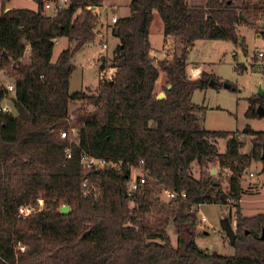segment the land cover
<instances>
[{"label": "trees", "instance_id": "16d2710c", "mask_svg": "<svg viewBox=\"0 0 264 264\" xmlns=\"http://www.w3.org/2000/svg\"><path fill=\"white\" fill-rule=\"evenodd\" d=\"M9 1L0 0V69L12 71L15 97L13 112L0 109V264H264V212L244 216L239 202V177L252 159L262 162L264 173V131L246 125L242 133L254 138L251 150L241 153L235 131L206 129L196 113L203 106L192 102V93L218 82L205 70L190 77L186 62L198 39H230L246 52L237 34L242 24L254 28L259 23L257 32L264 38V0L239 5L233 0H206L204 5L131 0L129 14L111 26L119 39L109 64L115 75L99 81L95 93L72 92L69 80L74 53L99 29L93 8L102 0H71L53 13L43 11V0H33L36 9H7ZM154 11L164 36L175 40L171 59L157 62L148 38ZM62 36L73 45L52 60ZM245 68L237 65L239 71ZM160 71L166 76L163 98L156 90ZM4 96L0 88V104ZM72 102L81 105L69 123ZM256 107L263 108L261 115ZM245 115L264 117V92L249 97ZM69 127L76 129L75 140L60 136ZM221 137L227 138L223 152L217 146ZM82 154L120 162V169L85 171ZM140 160L149 181L141 191L125 194L128 163ZM192 162L199 166L198 177L191 173ZM210 165L219 172L214 175ZM224 169L231 171L229 191L218 178ZM85 177L96 181V198L83 196ZM159 187L183 191L186 198L158 202L153 192ZM227 197L236 201V251L208 253L195 241L199 220L188 208L226 205ZM39 199L43 209L28 217L18 214L21 205ZM62 204L69 205L67 213L59 211ZM170 223L177 233L175 245L167 231Z\"/></svg>", "mask_w": 264, "mask_h": 264}, {"label": "rangeland", "instance_id": "374dc122", "mask_svg": "<svg viewBox=\"0 0 264 264\" xmlns=\"http://www.w3.org/2000/svg\"><path fill=\"white\" fill-rule=\"evenodd\" d=\"M130 1L102 0L103 4L117 8L115 12L122 17L128 15ZM9 5L11 7H26L31 9H36L37 7V4L33 0H11ZM104 24H106V33L102 31L101 35L97 33L92 41L85 43L72 57V63L75 66L69 80V89L72 92L84 90L87 93H95L98 82L101 81L98 77L101 65L107 67L110 64L116 47V37L111 34L112 24L108 22ZM97 27H99V23ZM258 28L259 23L254 28L248 24H242L237 27L238 37L244 38L246 52H244L239 43H234L230 39H198L186 54L188 67L192 65L200 67L206 72L211 73L213 78L218 82L216 86L210 85L204 89H195L192 93V102L203 106L201 110H197L196 112L201 124L206 129L235 131V135L239 136L238 138L242 142L241 153H248L251 150V140L254 138L253 135L242 133L246 125H249L254 130L264 131V117H247L245 115L249 106V97L264 92V70L260 69L255 62L257 59L255 55L256 47L264 48V38L262 36L256 37ZM148 38L152 46L156 49L158 48V51L154 50L158 56H151L155 58L156 62L162 60L160 56L165 50L162 45L166 43L164 41L163 23L157 13L154 15L150 25ZM171 38L167 42L169 46L174 43V38ZM103 41H106L108 45V48L104 51L101 48ZM72 45L73 43L69 42L64 36L57 38L52 52V60L56 59L62 49ZM100 52L104 54L103 59L100 57ZM28 56L29 48L26 49L23 58L24 62L28 60ZM241 64H245L246 68L239 71L237 65ZM0 78L5 82H12L14 75L9 69H5L1 72ZM165 79V73L160 71L156 80V90L158 92H163L161 91V87L165 84ZM226 84L227 86H225ZM5 103L10 104L11 102L5 100ZM80 105L81 102L71 103L69 123L73 120L71 113ZM83 106L87 109L93 108L92 105H87L86 103H83ZM71 129L69 127L67 134L70 139L74 137ZM226 140L227 138L223 137L217 139V146L220 152L225 150ZM210 166L216 168V171H213L214 175L219 172L217 165ZM245 168L252 171L254 176L251 178L243 176L240 180L243 188L240 206L241 213L244 216H251L264 212V173L261 170L262 162L258 159H252ZM199 171V166L195 162H192V175L198 177ZM218 178L221 181L222 187L226 188L228 177L222 173ZM159 189L153 192V196L157 197L158 202L161 201ZM40 202L33 205L35 209L33 213L38 210V207L43 206L44 202L42 199ZM230 207L231 205L229 204H200L197 216L201 217L204 215L206 217V221L198 222L194 236L200 249L212 254L233 255L235 253L236 248L230 243L222 226L223 221L226 220L229 222L230 227L235 230V221L232 217L235 208ZM167 231L175 245L177 233L173 223L167 226Z\"/></svg>", "mask_w": 264, "mask_h": 264}, {"label": "built area", "instance_id": "2783aa9c", "mask_svg": "<svg viewBox=\"0 0 264 264\" xmlns=\"http://www.w3.org/2000/svg\"><path fill=\"white\" fill-rule=\"evenodd\" d=\"M71 3V0H43V11L44 12H57L59 10L65 9L67 8ZM100 8L105 9L107 11L112 10V8H110L109 6H98L96 8H93V10L95 11L97 17H98V22H99V29L97 31V33L99 35H101V31L105 29V27H100V26H104V23L101 21V11ZM118 16L111 12L110 16H109V23L113 24L114 22H116ZM96 33V34H97ZM56 42V41H55ZM101 48L102 50H106L108 48L107 42L103 41L101 43ZM255 55H256V65L259 66L260 69L264 70V48L263 47H257L255 50ZM100 57L103 59L104 58V54L102 52H100ZM3 70L0 69V74ZM115 75V68L114 67H110L107 66L105 67L104 65L101 67V70L99 71V80L101 81H108L111 80L113 78V76ZM188 75L192 78L198 77L199 72L196 68H192L190 69V71L188 72ZM0 88L3 90V92H5V96L0 104V109L3 112H13V105H12V99L15 97V85H14V80L12 82H5L0 78ZM5 100L10 101L11 103H5ZM72 133L73 136L71 139L75 140L77 132L75 128H72ZM68 133H66V131H62L60 132V136L62 138H65L67 136ZM72 135V134H71ZM68 137V136H67ZM237 139L239 140V136H237ZM66 152V156L70 157V149L66 148L65 150ZM80 164L82 166V168L85 171H92V170H96L99 171L101 169H106V170H110V169H120V162H113L111 160H107L106 158H102V157H95L89 154H82L80 157ZM129 168H130V173H129V180L127 182V186H126V192L127 194L134 192V191H141L142 188L148 183L149 181V173L147 171V169H145L143 167V160H140L139 163L137 165L132 164V163H128ZM212 173L214 174V172L216 171V168H211ZM214 171V172H213ZM223 174H225L227 177H229L231 175V171L229 169H224ZM248 177L251 178L254 176V173L252 171H249L248 168H245L243 170L242 175H240V180L242 179V177ZM81 188H82V194L83 196H92L93 198H96L99 194V187L97 186L96 181H91L90 178L85 177L82 180L81 183ZM225 190L229 191V186L227 185ZM159 197L161 199V201L164 202H170L172 203L174 200L176 199H185L186 195L183 191L178 192L169 188H165V187H160L159 189ZM41 200V199H40ZM40 200H38V202H40ZM241 200V199H240ZM239 200V202H240ZM235 200L234 197H227L226 198V204H229L231 206L234 207L235 204ZM41 203V202H40ZM202 203H197V204H191L188 208V211L190 212H195L196 216H197V211H199V206ZM44 208V203L42 207H38L37 211L41 210ZM35 209L33 208V205H21L18 208V214L22 217H28L30 215L33 214V211ZM36 211V212H37ZM35 213V212H34ZM199 221H206V217L204 215H202L201 217H198ZM20 249L24 250L25 247H23V245H20Z\"/></svg>", "mask_w": 264, "mask_h": 264}, {"label": "crops", "instance_id": "0c3cea01", "mask_svg": "<svg viewBox=\"0 0 264 264\" xmlns=\"http://www.w3.org/2000/svg\"><path fill=\"white\" fill-rule=\"evenodd\" d=\"M187 1V3L189 4V5H204L205 3H206V0H186ZM234 1V3L236 4V5H239V4H241L244 0H233ZM9 2H11V1H9ZM9 2L7 3V9H9V8H13V7H11V5H9ZM101 5L102 6H107V4H103V2L101 3ZM110 8H112V10H110V11H107V10H105V9H102V8H100V11H101V21L103 22V23H105V22H108L109 23V16H110V13L111 12H113V13H115L118 17H122V16H119L116 12H115V10L117 9V8H114V7H110ZM157 12L156 11H154V15L156 14ZM129 14V13H128ZM104 16V17H103ZM127 16V15H126ZM124 17V16H123ZM105 26V29L104 30H102V32L103 33H106V24H104ZM172 36H164V41H165V43L166 44H164V45H162L163 46V49H165L164 50V52L162 53V55L160 56L161 57V59H171V57H172V55H173V53H174V48H175V40H174V43L173 44H170V46L169 45H167V42H168V40L169 39H172L171 38ZM256 37H260V35L257 33L256 34ZM57 41V40H56ZM149 42H150V45H151V49H150V55H157L158 56V54H157V52H155L154 50H156V51H158V48L156 49V48H154L153 46H152V44H151V41H150V39H149ZM56 43V42H55ZM119 43V39L116 37V44L115 45H117ZM257 48V47H256ZM57 58V57H56ZM243 65H245V64H243ZM187 68H188V71L187 72H189L190 71V69H192V68H196L197 70H198V72H199V74H200V72L203 70V69H201L200 67H197V66H190V67H188V64H187ZM263 70V69H262ZM199 76V75H198ZM166 80V79H165Z\"/></svg>", "mask_w": 264, "mask_h": 264}, {"label": "water", "instance_id": "95a60500", "mask_svg": "<svg viewBox=\"0 0 264 264\" xmlns=\"http://www.w3.org/2000/svg\"><path fill=\"white\" fill-rule=\"evenodd\" d=\"M260 35V34H259ZM170 85H168L169 87ZM227 86V84L225 85ZM164 97V93L163 92H159L158 95H157V98H163ZM257 113L259 115H261L263 113V108L261 107H258L257 108ZM52 128V127H51ZM263 159H264V153L262 154L261 156ZM125 194H127L126 190L124 191ZM70 207L69 205L67 204H62L60 207H59V211L62 212V213H67L69 211ZM222 226H223V229L225 230L226 232V235L228 236L229 238V241L231 244H234L235 242V230L233 228L230 227V224L228 221L224 220L223 223H222ZM260 238L264 239V229L262 230V233H261V236Z\"/></svg>", "mask_w": 264, "mask_h": 264}]
</instances>
